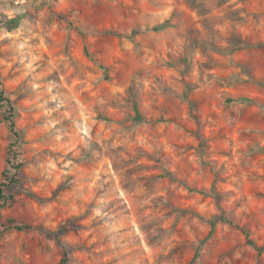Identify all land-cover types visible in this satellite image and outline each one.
<instances>
[{
  "label": "clouds",
  "instance_id": "obj_1",
  "mask_svg": "<svg viewBox=\"0 0 264 264\" xmlns=\"http://www.w3.org/2000/svg\"><path fill=\"white\" fill-rule=\"evenodd\" d=\"M0 264H264V0H0Z\"/></svg>",
  "mask_w": 264,
  "mask_h": 264
}]
</instances>
